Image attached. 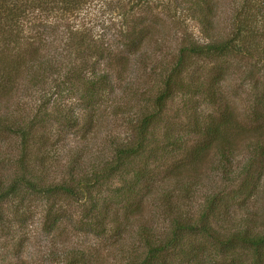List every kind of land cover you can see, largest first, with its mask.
Masks as SVG:
<instances>
[{
    "label": "rangeland",
    "instance_id": "rangeland-1",
    "mask_svg": "<svg viewBox=\"0 0 264 264\" xmlns=\"http://www.w3.org/2000/svg\"><path fill=\"white\" fill-rule=\"evenodd\" d=\"M79 1L73 12L65 11L56 0L42 1V8L22 17L20 25L11 24L12 32L8 33L10 37L6 38L0 33V52L16 55L20 49L17 44H26V38L31 46L40 51L42 59L60 60L64 50L59 47V40L63 33L67 35V25L80 27L84 33L94 37L93 41L100 39L112 49L121 50L123 40L117 34V28L125 21L129 26L135 20L144 21L148 28L145 41L137 50L129 48L126 66L123 70L115 69L117 71L109 75L107 88L96 102L85 106L77 98V91L68 94L67 86L61 85L62 78L51 74L52 67L49 64L45 70L38 72L46 85L40 89V84L36 86L30 82V76L34 74L29 71V68L33 70V65L28 64L26 70L14 77L13 82H8L10 92L0 94V114L7 115V112L13 111L12 116L17 114L20 119L28 122L34 118H43L44 123L38 126L37 132L43 131L48 137L46 148L51 150L49 161L53 166L60 164V168L50 175L54 178L52 181L68 180V162L75 161L74 171L69 174L72 179L75 176V181L71 183L88 179L91 185L96 173L97 186L92 197L99 198L100 205L108 210L105 212L106 209H102L101 214L94 212L89 217L85 210L91 203L79 193L77 197L56 194L48 201L42 195L22 191L16 197L1 200L0 264H64L63 260L68 256L65 254L70 252L83 256L88 264H123L127 253L133 248L144 250L143 244H140V228L163 235L168 232L169 219L165 213V204L160 200V193L162 185L169 178V166L176 162L164 158L162 161L149 162L146 166V179L138 184L131 198L125 192L123 196L117 193L116 197L114 190L121 187L134 171H140L141 161L146 154L142 155L141 160L134 159L128 169L121 168L126 171L115 170L108 176L106 169L109 160L114 158L117 144L135 141L138 136L135 129L137 119L151 106L147 101L151 102L156 87L163 83L167 72L165 68L170 67L173 58L175 60L178 49L191 41L206 43L209 38L194 23L192 17L195 14L187 9L183 0V4L181 0H173L176 13L165 11L160 0H144L140 5L133 3L134 7L130 4L132 0H119V3L117 0ZM210 1L213 9L210 17L212 26L207 34L213 39L227 38L237 19L248 17L253 27V47L256 49L247 54H230L220 59L186 53L188 57L180 80L187 89L174 90L172 99L166 102L158 123L152 129L150 141L154 147L164 145L162 134L168 130L178 132L183 136V141H192V133H189L191 128H186L183 121L185 112L182 104L185 103V110H194V114L203 117L214 109L210 103L211 94L217 104L229 107L239 125H245L251 132L254 131L252 136L256 134V138L264 140V110L263 121L253 126L249 120L252 105L258 101L261 105L260 100L264 105V0ZM38 4L42 5L40 2ZM122 6L128 8L127 17H119ZM0 17L8 15L0 14ZM64 60L61 63H65ZM53 82H57L61 90L55 89ZM201 87L209 91L196 92ZM52 107H64L66 111L63 113L70 112L79 121V125L72 126L56 115L51 117L49 113ZM85 122L86 127L82 129ZM261 124L263 127L256 130L255 127ZM247 141L242 137L235 141L232 168L236 171L240 170L248 158ZM18 143L17 137L0 130L1 182L9 183L14 178L13 172L17 173L13 163L19 154ZM158 151L163 154L161 150ZM163 151H168L165 157L171 153L176 155L175 160L182 158V152L177 148L166 146ZM213 160L209 152L199 161H191L187 166L181 165L173 171L180 183L173 200L182 211L195 215L202 197L210 189L224 193L234 190L236 182L230 186L224 182L223 174L218 171ZM262 167L258 188L234 212L236 217L254 214L257 224L251 228L252 233L259 232L264 222V163ZM175 185L165 183L167 188ZM184 185L188 186L184 188ZM135 206L139 207L141 215L136 214ZM50 209L54 217L59 213V218L51 221L48 229L46 226L49 218L44 217L46 211L52 215ZM99 217H105V220ZM193 242L195 244V238ZM207 245L206 255L202 257L207 256L211 261L213 259V264H254V258L244 244L236 243L232 248ZM261 260L264 264V253Z\"/></svg>",
    "mask_w": 264,
    "mask_h": 264
},
{
    "label": "trees",
    "instance_id": "trees-1",
    "mask_svg": "<svg viewBox=\"0 0 264 264\" xmlns=\"http://www.w3.org/2000/svg\"><path fill=\"white\" fill-rule=\"evenodd\" d=\"M42 1L45 2L46 0H0V14L8 15V17H0V33L6 38L10 37L8 33L12 32L11 24L19 23L20 25L22 17L28 16L35 9L42 8L44 5ZM128 1L131 2V0ZM128 1L126 4H128ZM132 1L130 4L134 7L133 3L135 5L139 3L138 5H140L144 0ZM183 1L188 7L187 9L194 12L195 17H192L194 23L203 30L202 32L209 38V41L203 44L191 41L188 45L178 49L175 60L173 58L170 67L165 68L167 72L163 83L156 87L151 102L147 101L151 106L145 109L137 119L135 129L138 136L133 142L116 145L114 158L109 160V166L106 169L108 176L115 170L126 171L121 168L128 169L129 164H132L134 159L141 160L142 155L146 154L143 162L141 161L140 171H134L133 175L122 183L121 187L114 190L116 197L117 193L123 196L125 192L131 198L135 195L133 192L138 184L146 179V172H148L146 166L149 162L162 161V158L176 162L175 165L169 166L170 173L166 181L176 184L175 187L167 188L165 182L160 193V200L165 204V213L169 219L168 232L163 235L155 233L154 230L149 231L140 228V244H143L144 250L138 251L133 248L127 253L123 264H213V259L211 261V258L209 259L207 256L202 257L206 255L205 252L208 250L207 244H213L215 248L222 246L232 248L236 243L244 244V247L250 250L251 256L254 258V264H262L264 222L260 225L259 232L252 233L251 228L257 224L254 214L250 213V216L244 214L239 217L237 215L236 217L234 212L238 206L245 204L261 182L262 164L264 163V140L256 138V134L252 136L251 133L254 131L251 132L245 125H239L230 113L229 107L226 105L222 107L217 104L211 94L210 103L214 106V109L203 117L194 114V110H185V103L182 104V110L185 112L183 121L186 128H191V131L188 130L189 133H192V141H183L182 135L169 130L162 134L164 145L154 147L150 141L152 129L158 123L166 102L172 99L173 91L187 89L180 80V76L183 74L182 70L185 68V59L188 57L186 53L199 57L220 59L230 54H247L250 50L255 51L256 49L253 47L254 37L251 33L253 27L248 17L237 19V23L229 37L213 39L207 34L209 33L210 17H212L213 12L211 1ZM56 2L62 5L65 11L73 12L80 1L56 0ZM160 2L163 3L165 11L176 13V5H174L173 0H160ZM117 3H119V0H117ZM180 3L183 4L182 0ZM125 7L127 8V6L120 7L119 17L129 15L128 8ZM129 17H133V15ZM135 21L131 26L127 25V21H125L117 28V34L123 40L121 50L112 49L100 39L93 41L94 37L84 33L80 27L75 28L74 25L72 27L67 25L65 29L68 32L67 35L63 33L59 40V47H63L64 51L59 58L60 60L57 59L56 61H49V58L42 59L40 51L31 46L28 39L25 38L26 44L22 46L17 44L20 49L16 55H5L0 52V94L10 92L11 88L8 82H13L14 77L20 71L26 70V67L30 64L33 65L34 70L29 68L31 74H34L30 76V82L36 84V86L40 84V89H42L46 85H44L43 76L38 72L42 69L45 70L49 64L52 67L51 74H56L62 78L61 85L67 86L68 94L77 91L75 92L77 98L85 106L87 103L96 102L107 88L109 75H112L113 71H117L115 69L123 70L126 66L129 48L137 50L136 48H139L147 37L148 28L144 21ZM62 60L66 62L61 63ZM3 79L5 82H3ZM53 85L55 89L61 90L57 82H53ZM200 90L209 91L205 87H201L196 92ZM260 103L261 105L258 101L251 107V119L249 120L253 126L257 122L263 121V101L260 100ZM51 109L49 113L51 117L56 115L63 122L70 123L72 126L77 127L79 125V121L75 120L70 112L63 113L66 111L64 107H52ZM187 113L189 114L187 115ZM12 115L13 111L7 112V115L0 114V130L9 132L19 140V154L13 163L17 168V173L13 172L14 178L9 183L1 182L0 179V201L8 197H16L22 191L42 195L48 201L56 194L77 197L79 193L83 198H88V202L91 203L85 210L89 217H92L94 212L101 214L102 209H106L105 212H107V207L100 205L101 200L92 197L93 190L97 186L95 179L98 176L96 173L93 176L91 185L88 179L71 183V181H75V176L72 179L69 175L74 171L75 161L69 160L68 162V180L52 181L54 178L50 175L60 168V164L53 166V163L49 161L51 150L46 148L48 137L45 133H42L43 131L37 132L38 126L42 122L44 123L43 118H34V120L28 122L20 119L17 114ZM89 121H86L87 124ZM86 122L81 127L82 129L86 127ZM258 127H263V125L256 126V130ZM238 137L248 140L247 147L249 151L248 158L243 166L239 171H236L232 168V161L235 152L234 145ZM166 146L180 150L182 158L175 160L176 155L171 153L165 157L164 154L168 151L163 150ZM158 150H161L163 154L159 153ZM174 152L178 154L176 150ZM209 152L214 158L213 161L218 171L225 176L222 175L224 182H227L229 186L231 183L236 182L235 188L229 193L210 189L209 193L202 197L196 214L192 215L189 211H182L179 206L175 205L176 202L173 200L176 197L175 190L180 186V183L173 171L178 170L181 165L187 166L191 161H199L203 156H207ZM229 175L232 177L228 178ZM186 186L188 185H184V188ZM125 206L128 207L126 204ZM135 209L137 210L136 214L141 215L139 207L135 206ZM51 211L50 209V213ZM47 218L49 219L46 228L49 229L51 221H56L59 218V213L54 217L53 211L52 215L49 214V211H46L44 219ZM104 218L99 217L98 219L105 220ZM99 222L101 221L99 220ZM100 227L104 226L101 225ZM194 238L196 240L195 244L193 242ZM65 256L67 257L63 260L64 264H88L86 260H83V256L79 257L77 253L70 252Z\"/></svg>",
    "mask_w": 264,
    "mask_h": 264
}]
</instances>
